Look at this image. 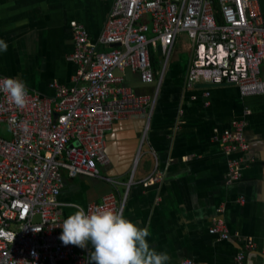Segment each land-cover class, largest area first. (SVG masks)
<instances>
[{"label": "built area", "instance_id": "2783aa9c", "mask_svg": "<svg viewBox=\"0 0 264 264\" xmlns=\"http://www.w3.org/2000/svg\"><path fill=\"white\" fill-rule=\"evenodd\" d=\"M214 1L113 0L96 40L83 26L72 27L68 60L76 67L73 87L51 82L50 97L28 91L23 109L0 91V264H87L89 249L80 252L59 239L66 219L58 201L62 174L112 183L100 173V166L110 164L106 135L128 115L143 114L147 122L154 100L135 93L126 81L131 75L141 86L154 84L155 94L179 36L190 43L186 89L204 83L235 86L242 97L264 95L262 0ZM156 48L163 59L157 78L150 61ZM245 127V120H235L218 138L230 157L229 183L241 176L233 154L249 149ZM123 203L109 193L83 208L86 213L101 208L122 214ZM209 234L229 238L221 219ZM244 260L239 253L235 264ZM181 264L199 263L184 259Z\"/></svg>", "mask_w": 264, "mask_h": 264}, {"label": "crops", "instance_id": "0c3cea01", "mask_svg": "<svg viewBox=\"0 0 264 264\" xmlns=\"http://www.w3.org/2000/svg\"><path fill=\"white\" fill-rule=\"evenodd\" d=\"M112 5L113 0H0V39L8 44L0 52V76L21 80L45 97L53 95L51 82L73 87L72 27L83 26L96 40ZM261 7L264 16V0ZM156 51L157 78L162 60ZM188 60L176 56L166 63L147 122L143 114L128 115L106 135L110 164L100 166V173L112 183L62 174V214L67 218L76 211L71 205L86 207L114 193L118 204L124 200L122 215L149 230L150 248L167 253L169 264H235L239 253L244 264H264V95L242 97L230 85L186 89ZM261 70L264 77V65ZM126 84L139 95L154 93L153 84L141 86L131 75ZM206 90L211 97L204 96ZM235 120L246 122L249 149L233 154L241 176L229 183L230 157L218 138ZM217 219L227 227V240L209 234Z\"/></svg>", "mask_w": 264, "mask_h": 264}, {"label": "clouds", "instance_id": "9594fccd", "mask_svg": "<svg viewBox=\"0 0 264 264\" xmlns=\"http://www.w3.org/2000/svg\"><path fill=\"white\" fill-rule=\"evenodd\" d=\"M8 44L0 39V52L6 53ZM0 91L8 94L11 102L23 109L27 104L28 89L15 78L0 81ZM76 211L62 223L59 236L63 245L89 249L87 264H169L167 253L150 248L147 228H139L121 213L97 208L86 213L79 204L71 205Z\"/></svg>", "mask_w": 264, "mask_h": 264}, {"label": "rangeland", "instance_id": "374dc122", "mask_svg": "<svg viewBox=\"0 0 264 264\" xmlns=\"http://www.w3.org/2000/svg\"><path fill=\"white\" fill-rule=\"evenodd\" d=\"M157 52V56H160L159 54V51H156ZM189 52H190V43L189 41L187 40V38L183 35L179 36V38L177 39V41L175 42L174 44V48L171 52V55L169 56L168 58V62L169 63L172 59H174L176 56L178 58H181V59H186L189 55ZM160 60H163L161 57L159 58ZM159 60V61H160ZM162 62V61H160ZM160 71V70H159ZM159 73V72H158ZM154 85V84H153ZM159 88H157L158 90ZM157 93V91L155 92V94ZM154 93L152 94L154 96V99L156 97Z\"/></svg>", "mask_w": 264, "mask_h": 264}, {"label": "trees", "instance_id": "16d2710c", "mask_svg": "<svg viewBox=\"0 0 264 264\" xmlns=\"http://www.w3.org/2000/svg\"><path fill=\"white\" fill-rule=\"evenodd\" d=\"M214 10H215V14H216L217 19H220V15L218 13V5H217L216 1H214ZM154 56L155 55L151 51V54H150L151 66H152L153 71H156V70H158L159 67L157 66V60H155Z\"/></svg>", "mask_w": 264, "mask_h": 264}, {"label": "bare ground", "instance_id": "6f19581e", "mask_svg": "<svg viewBox=\"0 0 264 264\" xmlns=\"http://www.w3.org/2000/svg\"><path fill=\"white\" fill-rule=\"evenodd\" d=\"M152 96H153V95H152ZM152 96H151V97H152ZM210 97H211V96H210ZM208 98H209V97H208ZM245 128H246V127H245ZM146 134H147V133H146ZM244 134H245V132H244ZM145 137H146V136H145ZM146 138H147V137H146ZM63 174H64V173H63ZM63 177H64V175H63Z\"/></svg>", "mask_w": 264, "mask_h": 264}, {"label": "water", "instance_id": "95a60500", "mask_svg": "<svg viewBox=\"0 0 264 264\" xmlns=\"http://www.w3.org/2000/svg\"><path fill=\"white\" fill-rule=\"evenodd\" d=\"M75 146H76V144H75Z\"/></svg>", "mask_w": 264, "mask_h": 264}]
</instances>
